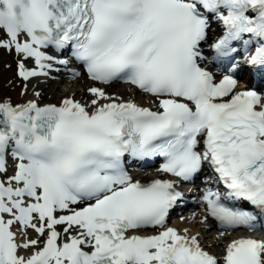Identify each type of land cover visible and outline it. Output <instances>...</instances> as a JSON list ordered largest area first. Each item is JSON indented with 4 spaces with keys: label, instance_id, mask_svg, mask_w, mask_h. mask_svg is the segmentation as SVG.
<instances>
[{
    "label": "snow or ice",
    "instance_id": "1",
    "mask_svg": "<svg viewBox=\"0 0 264 264\" xmlns=\"http://www.w3.org/2000/svg\"><path fill=\"white\" fill-rule=\"evenodd\" d=\"M3 53L26 82L92 84L86 100L0 95V264H264V84L241 87L264 81V0H0ZM157 157L162 176L130 174ZM205 164L216 186L188 219L218 224L214 244L168 225ZM228 232L246 234L212 251Z\"/></svg>",
    "mask_w": 264,
    "mask_h": 264
},
{
    "label": "bare ground",
    "instance_id": "2",
    "mask_svg": "<svg viewBox=\"0 0 264 264\" xmlns=\"http://www.w3.org/2000/svg\"><path fill=\"white\" fill-rule=\"evenodd\" d=\"M13 56L14 54H0V95L10 97L14 103H26L29 100H37L38 96L34 95V91L40 87H45V82H38L40 80H36V83H33V80L27 82L23 79L19 80L17 74V60H15ZM58 78L59 80L54 81L52 86L53 95L48 99L49 101L57 103L63 97L73 94L76 98H82L83 100L88 99L85 89L82 91L83 88L89 86L87 80L84 78H76L71 81L64 72L59 73ZM18 84H21V86H18ZM25 84H27V91H25ZM127 87L128 86H125L124 89V87L107 86L106 89L111 94L117 92L118 94H123V97H130L131 93L125 91ZM55 89H57V91ZM144 103L147 104L146 101H144ZM190 227L194 231L200 230L202 237L208 235L209 237L205 239V241H210L212 244L215 243V231L201 229L199 222L191 223ZM31 237L35 238L36 233H33Z\"/></svg>",
    "mask_w": 264,
    "mask_h": 264
},
{
    "label": "rangeland",
    "instance_id": "3",
    "mask_svg": "<svg viewBox=\"0 0 264 264\" xmlns=\"http://www.w3.org/2000/svg\"><path fill=\"white\" fill-rule=\"evenodd\" d=\"M52 86H53V84L51 83V84H49L48 85V88H46V94H45V98L48 100L52 95H53V93H52ZM61 86V85H60ZM56 91H57V89H55Z\"/></svg>",
    "mask_w": 264,
    "mask_h": 264
}]
</instances>
